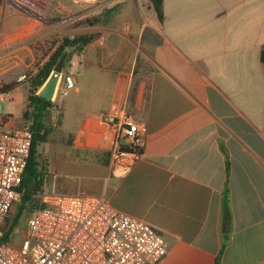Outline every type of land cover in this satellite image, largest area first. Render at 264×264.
I'll use <instances>...</instances> for the list:
<instances>
[{"label": "crops", "instance_id": "1", "mask_svg": "<svg viewBox=\"0 0 264 264\" xmlns=\"http://www.w3.org/2000/svg\"><path fill=\"white\" fill-rule=\"evenodd\" d=\"M41 1L37 16L0 0V82L24 89L31 115L29 82L60 39L94 36L71 57L74 87L35 122L43 143L64 130L38 157L50 187L149 222L168 244L158 264H215L223 242L220 264H264V0H163L162 20L151 0ZM103 114L145 123L124 176L112 147L128 139Z\"/></svg>", "mask_w": 264, "mask_h": 264}, {"label": "built area", "instance_id": "2", "mask_svg": "<svg viewBox=\"0 0 264 264\" xmlns=\"http://www.w3.org/2000/svg\"><path fill=\"white\" fill-rule=\"evenodd\" d=\"M17 3L37 16L44 9L41 0ZM75 64L70 59L63 66L51 98L56 106L60 95L74 87ZM28 78L23 71L17 80L27 82ZM12 118L0 116V264H158L165 257L168 244L153 225L117 209L105 196L87 193L35 194L38 206L21 245L14 246L15 229L6 222L23 198L21 185L35 130L32 118L6 127ZM101 120L128 139L126 144L117 142L112 147V174L124 176L142 155L145 123L115 114H103Z\"/></svg>", "mask_w": 264, "mask_h": 264}, {"label": "trees", "instance_id": "3", "mask_svg": "<svg viewBox=\"0 0 264 264\" xmlns=\"http://www.w3.org/2000/svg\"><path fill=\"white\" fill-rule=\"evenodd\" d=\"M154 10L156 11L158 18L162 20L163 18V0H151ZM94 38L93 35L90 34H79L76 35L73 39L70 36H66L64 39H60V45L54 50V52L51 54L50 59L40 68V70L31 78L28 86V107L34 106L36 109V113L30 114L29 110L26 109L24 112L25 118H32L34 121V140L32 144L31 154L28 159V165L24 174V179L21 185V189L23 190V202H31L33 201L38 204V200L35 196L37 191L39 190L40 186L42 185L43 180V173L42 171H38V166H41V162L38 160L39 157V151L38 146L39 144L46 141L47 133L41 132V127H39L36 130V120L38 118V114L44 109L49 106H51L52 101L47 100L40 96L37 92L42 87V85L45 83V81L50 76L51 72L55 69L56 65L60 61L62 57H65L66 61H69L72 57V55L75 52H81L85 47L88 46V44L91 42V40ZM72 47L75 49L72 50ZM262 58L264 59V52L262 53ZM17 84H10L6 85L3 89H1L2 92H7L11 89H13ZM143 151V149H142ZM40 172V174H39ZM35 175L36 177V184L33 189H30L29 187V177ZM13 212V210H12ZM12 212L10 214H12ZM11 218V215L7 218L6 225H9V220ZM12 227V226H10ZM11 230V229H10ZM8 234H6L7 239ZM225 247V242L222 243V248L220 250V254L218 255L215 264H220L221 262V253L223 248Z\"/></svg>", "mask_w": 264, "mask_h": 264}, {"label": "rangeland", "instance_id": "4", "mask_svg": "<svg viewBox=\"0 0 264 264\" xmlns=\"http://www.w3.org/2000/svg\"><path fill=\"white\" fill-rule=\"evenodd\" d=\"M103 10L105 8L100 7ZM146 12L148 11V6L146 7ZM4 78V77H3ZM5 80V79H3ZM15 83L12 78L7 81L0 82V91L6 85ZM17 82V81H16ZM22 83V82H21ZM8 96L5 99V96ZM61 97V95H60ZM59 97V98H60ZM25 110V91L23 88H17L12 92H1L0 93V116L3 114H8L14 118H22L23 112ZM63 129H58L52 135V140H49L46 143H41L38 146L39 154L52 155L53 150L56 148V141L63 133ZM56 140V141H55ZM58 146V145H57ZM50 155V156H51ZM47 165V164H46ZM38 171H42L41 166H38ZM40 174V172H39ZM53 180V176L50 173L43 174L42 187L44 193H59V191L54 190L50 187V184ZM29 187L33 189L36 184L35 175L29 177ZM38 204L31 201L29 203L21 201L14 209L9 220V225L15 229L14 237L11 240L14 246L19 247L22 243V240L25 237L26 231L29 228L30 219L33 216L34 209Z\"/></svg>", "mask_w": 264, "mask_h": 264}, {"label": "water", "instance_id": "5", "mask_svg": "<svg viewBox=\"0 0 264 264\" xmlns=\"http://www.w3.org/2000/svg\"><path fill=\"white\" fill-rule=\"evenodd\" d=\"M65 63V57H62L58 64L56 65L55 69L52 71L50 76L48 77V80L44 84V86L41 88V90L38 92L40 96L47 100H51V98L54 96L55 90H56V84L59 80L60 73L63 70V66Z\"/></svg>", "mask_w": 264, "mask_h": 264}]
</instances>
